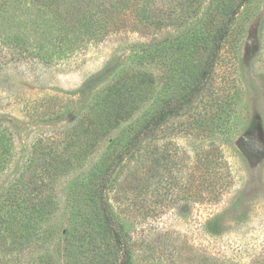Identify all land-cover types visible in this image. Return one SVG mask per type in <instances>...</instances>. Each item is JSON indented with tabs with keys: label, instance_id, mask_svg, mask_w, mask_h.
<instances>
[{
	"label": "rangeland",
	"instance_id": "obj_1",
	"mask_svg": "<svg viewBox=\"0 0 264 264\" xmlns=\"http://www.w3.org/2000/svg\"><path fill=\"white\" fill-rule=\"evenodd\" d=\"M221 1L0 0V211L23 206L39 171L54 201L32 229L3 234L0 264H101L106 246L92 238L102 229L113 242L101 179L131 264H264V0L240 8L198 98L126 147L179 94L187 48L222 24ZM53 9L58 30L40 25ZM130 81L135 103L95 139L99 105ZM50 164L64 169L49 178Z\"/></svg>",
	"mask_w": 264,
	"mask_h": 264
},
{
	"label": "trees",
	"instance_id": "obj_2",
	"mask_svg": "<svg viewBox=\"0 0 264 264\" xmlns=\"http://www.w3.org/2000/svg\"><path fill=\"white\" fill-rule=\"evenodd\" d=\"M33 2H37L39 4V7L41 4L49 6L54 4L57 0H32ZM88 0H86L87 2ZM228 1H230V6L227 5ZM24 2V1H23ZM249 0H222L219 6L220 13H224L227 11V16L223 20L222 24L219 26V28L216 30H212V24L208 23L204 26L203 29V36L200 37V40L203 39L204 42L200 41L196 45H192L188 47V62H186V68H182L181 72L183 75L181 82H180V90L179 94L177 96H169L166 97L164 100V103L160 104L159 108H156L155 111L147 112L146 115L143 117L140 127L137 130H134L130 135L128 141L126 142L127 149H132L136 143L141 141L144 137L151 135L155 128L160 127L163 123L168 121L171 117L178 115L181 111L186 109L189 105H191L201 94L203 91V88L205 87L212 71L214 70V65L216 63L217 58L220 54V49L222 48V45L224 44V41L226 37L228 36V33L230 31V27L232 23L235 20V16L239 12L240 8L242 6H245ZM29 8V7H28ZM44 9V8H43ZM1 10V8H0ZM38 11V10H37ZM46 12H49L47 10H44V15H46ZM51 15L44 18H49L48 22L47 20L44 21V24L42 21L40 22V25L48 27L53 26L58 30L59 28V22L66 21L62 18L61 13L57 10H52ZM78 13V12H77ZM72 13L69 14L74 15L76 23L74 26L77 28L73 31L75 32L79 28H82L81 19L79 17V14ZM219 13V14H220ZM93 18V13L91 14ZM73 17V16H71ZM83 20V25H86L87 30V23L92 24V22L86 20L85 18ZM95 26H91V29H93ZM45 28V27H44ZM43 28V29H44ZM197 56H196V55ZM195 58V59H193ZM188 66V68H187ZM195 72V74H194ZM189 74V75H188ZM192 74V76H190ZM114 84L112 85L113 88ZM115 92L112 94L111 97L113 99L107 104V100L103 102V105H99L98 112L99 116L98 119H96L94 124V132L92 133L93 137H97L99 135H103V133H107L108 130H110L111 127L116 125L119 121H121L124 116L126 115L125 110H122V101H125V103H135L133 99V96L136 95L140 89L139 83H133L130 82H122L118 85L114 86ZM144 99V98H143ZM142 99V100H143ZM2 136V133H1ZM3 137V136H2ZM89 147H92L93 144H89ZM121 155L117 156V158L114 160L113 167L118 164L121 161ZM33 159H30L26 161L23 166H28ZM53 162V161H52ZM51 162V164H52ZM106 162L101 161V170L104 174L103 179H106L108 174L107 169L110 167V165H106ZM50 166L47 165L50 169V176L49 178H53L55 173L60 172L61 166L58 164V166ZM103 165V166H102ZM49 168H42L41 171H48ZM64 169V168H61ZM38 172V171H36ZM48 174V175H49ZM102 174V175H103ZM45 178L42 176V173H35L32 174V177L30 178V185L25 187V202L22 203L23 206L20 204H9V208L6 206L5 211L2 213L0 211V242L3 244L6 242L2 239L3 234L9 233L10 235V229H12L11 225L15 224L18 231L25 232L29 229L33 228V223L35 222L34 219L42 220L46 218L50 213H52V205L54 204V201L52 197L50 196V193H44L45 189ZM104 181L101 179L99 182V189H98V198L101 203L100 207V220L101 225L103 227L109 228L112 233L113 242L112 247L114 249L110 248V245L105 243L103 241L104 233L102 232V229L98 231V234L92 239L99 240L102 244H105V252L107 253L105 258L101 261V264H131L130 261V253L129 248L126 246L124 242L121 241L120 233L118 232V228L114 214L112 213L106 199L104 198V190L103 185ZM102 184V185H101ZM6 189V193H7ZM23 197V198H24ZM10 197H6L5 201H9ZM19 205L21 206L20 209H18ZM13 207V209L11 208ZM11 211L15 212V216L11 217ZM10 215V216H9ZM13 218V219H12ZM8 219L9 227H5V222ZM10 219V220H9ZM116 225V226H115ZM13 233H15L13 231ZM109 249L111 251H109ZM113 250V251H112ZM111 254V255H110Z\"/></svg>",
	"mask_w": 264,
	"mask_h": 264
}]
</instances>
